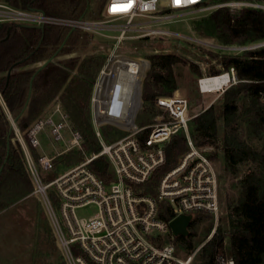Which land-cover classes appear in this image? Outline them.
Returning <instances> with one entry per match:
<instances>
[{
  "label": "built area",
  "instance_id": "obj_1",
  "mask_svg": "<svg viewBox=\"0 0 264 264\" xmlns=\"http://www.w3.org/2000/svg\"><path fill=\"white\" fill-rule=\"evenodd\" d=\"M204 1L108 0L103 13L125 20L120 28L123 34L138 27L148 35H168L170 32L148 28V25L170 20L178 14L206 11L210 7L204 6ZM220 6L231 10L264 9L256 2L234 1L214 7ZM143 18L152 21L137 24L136 20ZM5 22L62 26L84 32L102 26L90 19H64L41 11L14 8L0 0V24ZM263 48L264 41H260L240 49L245 52ZM122 58L138 61L143 71H127L128 61H120ZM149 68L147 60L129 56L110 59L103 65L90 97L91 124L101 151L85 154L83 161L74 166L60 167L57 171L56 161L71 151H81L84 142L60 103H55L27 131L22 132L17 126L13 128L33 183V193L41 196L57 217L58 237L68 264H194L193 253L179 254L181 247L175 241L170 223L180 215H192L193 219L196 214L212 215L214 220L219 219L218 174L208 155L209 146H195L190 136V121L196 115H189V100L179 95L159 96L155 100L160 111L156 122L144 127L137 124ZM224 74L228 76V83L216 92H224L238 82L235 69L230 68L222 74L200 78L201 93H208L202 89L204 80ZM259 100L264 104V91ZM107 126L115 127L123 135L108 141L102 132ZM180 132L186 136L188 151L176 167L163 175L157 197L141 194V186L165 164L166 145ZM44 140L47 145L43 144ZM32 149L38 152V157ZM102 156L111 165L114 178L110 183H105L90 169L91 163ZM41 171L53 172V179L46 181ZM50 192L58 198L57 210L52 206ZM163 201L173 209L174 216L169 221L159 217V204ZM215 232L213 228L209 240ZM74 247L80 251L79 255L74 253ZM217 262L234 264L228 255L218 256Z\"/></svg>",
  "mask_w": 264,
  "mask_h": 264
},
{
  "label": "trees",
  "instance_id": "obj_2",
  "mask_svg": "<svg viewBox=\"0 0 264 264\" xmlns=\"http://www.w3.org/2000/svg\"><path fill=\"white\" fill-rule=\"evenodd\" d=\"M10 6L44 12L51 17L71 20L101 19L108 0H3ZM256 2L264 0H205L204 6H217L228 2ZM46 25L37 28L18 29L13 22L0 24V212L33 192L20 145L15 141L11 120L25 132L40 118L50 103H60L70 116L73 128L84 139L81 151H71L56 161L57 171L74 166L84 155L98 154L101 146L91 124L90 97L94 81L103 65L100 56L60 59L68 53L66 45L78 42L87 44L90 35L82 30ZM199 36L217 39L224 45H246L264 41V10L243 7L233 13L229 7H217L207 19L196 24ZM66 41V42H65ZM65 42V46H60ZM55 56L45 68L42 64ZM150 68L143 87L145 121L140 127L153 123L159 113L155 100L159 96H172L179 84L175 66L187 61L174 54H155L149 57ZM190 64L193 73L196 64ZM235 69L237 83L223 93L222 129L219 130L216 109L210 106L190 121V136L197 147L221 146L225 170L237 175L242 166L250 168L240 180L239 197L228 202L227 234L218 227L212 238L197 252L199 263L218 264V256L228 255L234 264H262L264 262V104L259 100L264 91V48L245 51L242 55L223 58V70ZM217 74H214L215 76ZM248 98L241 108L239 101ZM9 116H8V114ZM247 134L262 142V148L254 147L243 135L241 123ZM108 141L123 135L115 127L102 130ZM38 157L35 149H32ZM166 162L141 186V194L157 197L158 185L165 173L179 163L188 151L183 132L172 137L166 145ZM213 159L212 156H209ZM90 169L105 183L113 180L107 158L95 159ZM52 206L58 208V198L50 192ZM174 216L172 206L163 201L159 204V217L169 221ZM202 221L210 222L204 231L205 238L213 229L212 215L196 214L187 237L175 241L188 254L196 246L194 229ZM76 255L80 251L74 247ZM48 264H67L63 259Z\"/></svg>",
  "mask_w": 264,
  "mask_h": 264
},
{
  "label": "rangeland",
  "instance_id": "obj_3",
  "mask_svg": "<svg viewBox=\"0 0 264 264\" xmlns=\"http://www.w3.org/2000/svg\"><path fill=\"white\" fill-rule=\"evenodd\" d=\"M1 1L4 2L3 0ZM261 5L264 6V3H261ZM209 7L206 11L178 14L170 20L148 25V28L170 32L168 35H148L146 31L138 30V27L123 34L120 28L125 25V20L107 17L104 15L103 10L101 19L89 18L90 21L102 25L93 31L86 32L91 37L89 42L87 44L78 42L74 45H66V49H70V51L61 56L60 59L100 56L103 58L104 65L108 60L111 59L112 61L122 56L144 59L150 62L149 57L155 54L177 55L187 61V63H180L175 66L174 71L179 89L172 96L179 95L189 100L190 116L198 115L210 106L215 107L218 127L221 131L224 92L215 91L203 94L199 89L198 81L203 77L222 74L224 72L223 58L242 55L244 51L240 48L249 44L224 45L215 38L199 36L195 31L196 24L207 19L216 9L214 6ZM239 11L240 8H233L232 10L233 13ZM150 21L152 19L143 18L136 20L137 24ZM123 59L120 61H128L129 70L134 72L135 70L130 67H134L138 64V61L129 58ZM189 63L197 65L198 71L196 73L192 72ZM136 102L138 105V98L135 100ZM248 103L249 99L244 97L240 99L239 106L243 108ZM52 104L55 103L52 102ZM52 104L50 103V105ZM46 110L40 116H43ZM145 118L143 104L138 113V126L142 125ZM155 118H153V123L156 122ZM241 125L242 133L246 139L254 147L261 149L262 142L251 138L247 134L244 129L246 126L244 122ZM43 144L47 145L46 140L43 141ZM208 155L213 157L211 160L218 174L221 206L219 219L218 221H213V228L217 229L220 227L227 234L228 202L237 201L240 191L239 182L250 167L248 165L242 166L237 175L227 172L223 164L220 145L216 147L209 146ZM41 176L46 181H49L53 179L54 173L41 171ZM33 192L0 212V264H48L61 259L66 261L58 237L59 224L57 217L50 210L46 201ZM209 225L210 222L202 221L194 229L196 233L193 238L196 249L192 252L194 254V264L195 262L199 263L197 249L209 241V237L205 238L204 235V231ZM179 254L186 256L188 253L181 247Z\"/></svg>",
  "mask_w": 264,
  "mask_h": 264
},
{
  "label": "water",
  "instance_id": "obj_4",
  "mask_svg": "<svg viewBox=\"0 0 264 264\" xmlns=\"http://www.w3.org/2000/svg\"><path fill=\"white\" fill-rule=\"evenodd\" d=\"M35 11V10H32ZM43 14H45L43 12ZM83 17L80 19L82 20ZM18 29L21 28H37L40 30L44 29V25H27V24H18L16 25ZM74 31L72 29L69 33V35ZM66 42V41H65ZM65 42L60 46V48H63L65 46ZM55 56L51 57L48 61H46L44 64L41 65L38 71L42 70L45 68L48 64H50L54 60ZM12 128L16 126V120H11ZM193 216L192 215H180L177 218H175L171 223H170V228L174 236L179 237H187L189 235V227L192 223Z\"/></svg>",
  "mask_w": 264,
  "mask_h": 264
},
{
  "label": "bare ground",
  "instance_id": "obj_5",
  "mask_svg": "<svg viewBox=\"0 0 264 264\" xmlns=\"http://www.w3.org/2000/svg\"><path fill=\"white\" fill-rule=\"evenodd\" d=\"M132 70H140L143 71V67L141 68L137 64L134 67H130ZM127 71L134 73L133 71L129 70V66L125 68ZM141 78V76H140ZM228 83V76L227 74L222 75L221 77H214L212 79H207L202 82V89L204 92L213 93Z\"/></svg>",
  "mask_w": 264,
  "mask_h": 264
},
{
  "label": "crops",
  "instance_id": "obj_6",
  "mask_svg": "<svg viewBox=\"0 0 264 264\" xmlns=\"http://www.w3.org/2000/svg\"><path fill=\"white\" fill-rule=\"evenodd\" d=\"M53 105H54V104L50 105V106L47 108V110H46L45 113H47V112L53 107Z\"/></svg>",
  "mask_w": 264,
  "mask_h": 264
},
{
  "label": "snow or ice",
  "instance_id": "obj_7",
  "mask_svg": "<svg viewBox=\"0 0 264 264\" xmlns=\"http://www.w3.org/2000/svg\"><path fill=\"white\" fill-rule=\"evenodd\" d=\"M177 3H180V0H176Z\"/></svg>",
  "mask_w": 264,
  "mask_h": 264
}]
</instances>
